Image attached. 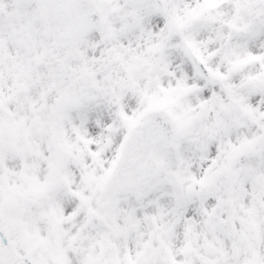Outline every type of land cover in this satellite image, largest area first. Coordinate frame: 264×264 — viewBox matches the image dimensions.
Wrapping results in <instances>:
<instances>
[{
	"label": "snow or ice",
	"instance_id": "snow-or-ice-1",
	"mask_svg": "<svg viewBox=\"0 0 264 264\" xmlns=\"http://www.w3.org/2000/svg\"><path fill=\"white\" fill-rule=\"evenodd\" d=\"M0 264H264V0H0Z\"/></svg>",
	"mask_w": 264,
	"mask_h": 264
}]
</instances>
